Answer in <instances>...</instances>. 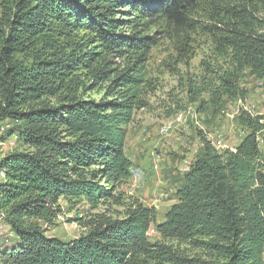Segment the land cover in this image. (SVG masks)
Instances as JSON below:
<instances>
[{
  "label": "trees",
  "instance_id": "obj_1",
  "mask_svg": "<svg viewBox=\"0 0 264 264\" xmlns=\"http://www.w3.org/2000/svg\"><path fill=\"white\" fill-rule=\"evenodd\" d=\"M161 35L188 68L195 37L211 43L169 115L194 104L215 120L248 97L246 72L264 79V0H0V149L21 145L0 155V264H264V114L240 109L243 135L225 151L199 132L163 221L120 191ZM61 199L86 205L69 240L46 229Z\"/></svg>",
  "mask_w": 264,
  "mask_h": 264
},
{
  "label": "rangeland",
  "instance_id": "obj_2",
  "mask_svg": "<svg viewBox=\"0 0 264 264\" xmlns=\"http://www.w3.org/2000/svg\"><path fill=\"white\" fill-rule=\"evenodd\" d=\"M210 45L208 37H195L193 45L195 56L190 60L188 68L184 64L175 63V58L172 57L175 55L172 41L168 37L163 35L158 39V45L155 46L150 60L151 75L153 79L155 75L158 89L149 97L150 106L139 111L134 123L128 128V136L134 135L144 152L141 158L137 155L139 162L134 165L133 177L121 186L120 191L127 196L140 199L148 206L155 207L159 222L163 221L165 213L176 201L174 183L179 173L182 175L188 169L200 150L199 132L208 137V134L220 131L223 134V146L220 150L225 151L230 148L227 146L229 139L236 141L243 135V129L237 122L241 107L251 110L254 115L264 114V79H258L246 72L241 80L242 86L248 90L244 104L241 100L228 102L224 111L219 113L215 120L211 116L212 112L208 115L201 111L199 115L196 105L184 104L183 122L175 124L169 132H161V127L176 114L168 113L169 110L175 109L172 98H185L180 93L182 73L187 70L189 73H198L203 55L210 52ZM167 65L172 67L168 68ZM261 81L263 85H260ZM6 127L5 123H0V136L5 133L3 130ZM259 143L264 156V132L259 136ZM20 148L18 139L12 137L1 144L0 155ZM129 154L134 156L133 152ZM155 165L158 166L157 169ZM60 204L62 213L46 228L47 233L65 240L73 239L84 231L76 218L86 215V205L81 202L73 206L64 199L60 200ZM112 208L122 211L123 206L114 205ZM101 209H104V206ZM150 237L152 240L159 238L154 228L150 231Z\"/></svg>",
  "mask_w": 264,
  "mask_h": 264
},
{
  "label": "built area",
  "instance_id": "obj_3",
  "mask_svg": "<svg viewBox=\"0 0 264 264\" xmlns=\"http://www.w3.org/2000/svg\"><path fill=\"white\" fill-rule=\"evenodd\" d=\"M260 85H263V82H260ZM244 104V102H243ZM243 106V105H242ZM242 109H245L244 107H241ZM247 110L249 113H251L252 115H254L252 113L251 110L249 109H245ZM185 112L181 111L178 112L177 114L174 115V117L172 119H170V121L166 122L162 127H161V132L162 133H166L172 130V128L174 127L175 124L182 123L184 118H185ZM209 139L211 140V142L213 143V145L217 148V149H221L223 146V134L216 130L215 132H212L210 134H208ZM157 165H155V168L157 169Z\"/></svg>",
  "mask_w": 264,
  "mask_h": 264
},
{
  "label": "crops",
  "instance_id": "obj_4",
  "mask_svg": "<svg viewBox=\"0 0 264 264\" xmlns=\"http://www.w3.org/2000/svg\"><path fill=\"white\" fill-rule=\"evenodd\" d=\"M136 116H138V113H137ZM134 131H135V129L133 130V132ZM236 141L235 140L233 141V140L229 139V143L227 144V146H229L230 148H233L235 145H237L239 143L240 139L239 140H236ZM139 143L140 142H138L135 139V136L134 135L133 136L131 135V137H129V136L127 137V141H126V152H127L128 156L131 158V160L133 161V164L134 165L139 162V160L137 158V155H138V157L141 158L142 153L144 152V149L142 148V145L141 144L139 145ZM128 151L129 152H133L134 153V156H131ZM138 170L140 171V173L142 172V170H141L140 167L138 168Z\"/></svg>",
  "mask_w": 264,
  "mask_h": 264
}]
</instances>
